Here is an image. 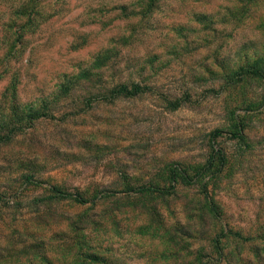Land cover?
<instances>
[{"label": "rangeland", "instance_id": "1", "mask_svg": "<svg viewBox=\"0 0 264 264\" xmlns=\"http://www.w3.org/2000/svg\"><path fill=\"white\" fill-rule=\"evenodd\" d=\"M263 63L264 0H0V124L48 114L0 142V264H264V79H227Z\"/></svg>", "mask_w": 264, "mask_h": 264}, {"label": "trees", "instance_id": "2", "mask_svg": "<svg viewBox=\"0 0 264 264\" xmlns=\"http://www.w3.org/2000/svg\"><path fill=\"white\" fill-rule=\"evenodd\" d=\"M248 77H253V78H259V79H264V63L263 64H249V65H245L243 67H241L237 72H235L234 74L231 75H227V79L230 80L231 83L233 82H241L243 79L248 78ZM143 82H139V83H135V82H130V83H120L119 85H117L116 87H114L112 90H110L109 92H107V94L103 95V96H99L102 99H118V98H125V99H131V98H135L139 95L145 94L148 91H151L152 88L150 86L147 85H143ZM101 95V94H99ZM181 106V101H177L174 104H172V107L174 109H177L178 107ZM42 111H46L47 110H43L41 109V111H36V112H28L25 116H21L19 117L17 114H13L10 118H7L6 122H2V124H0V134H6L4 136L0 137V142L3 141H9L15 130L16 127H20L18 125H22V121H27L30 122L31 124L43 117H47L48 114L46 112ZM245 126L240 125L239 126V130L237 133L232 134V137L234 139H238L240 141H244L246 139L245 136ZM225 132L222 131H217L214 135V137H220L222 134H224ZM221 160L222 163H224L225 161V156L223 153V150H220L218 148H214L213 152L210 156V159L208 161V163L206 164V166H204L203 168H201V172H199L197 174L196 177H200L202 175H207L209 172L212 171V169L215 166L216 160ZM194 178H189V176H186L183 178L184 182L188 185L193 184ZM26 180L34 186H39V185H43V182H39L37 180L34 179L33 176H28L26 178ZM178 183V179L176 178V174L174 171H172V180H171V184L168 188H162L160 186H156V185H141V186H133V187H128L126 189V192L129 194H136V195H144V194H171L172 192H174L175 188H176V184ZM48 192L53 194V198H59V199H72L74 200L76 203L81 204V205H85L88 204L90 202H92L91 200L86 199L84 196H82L79 193H71L68 192L66 190H63L61 188H58L56 186H48ZM120 192H101L100 194L96 195L95 198L93 199V201L95 200H101L104 199L106 197H115L119 194ZM207 200H208V204L209 207L211 209V211L216 215V216H220V212H219V208L217 206V204L215 203V201L208 195L207 196ZM229 231V232H228ZM227 232V233H226ZM226 236H232L234 238H241L243 239V235L240 232H233L232 230H227L225 232H223L222 237H226ZM255 238H261L264 240V235L263 234H257V236ZM254 239V238H252ZM84 238L82 239L80 236H70L69 238L67 237L64 243V246L67 247L70 251V253H72L75 257H84ZM216 243H219V240L216 241ZM100 256H97L95 254H91L88 256V258L98 262V260H100L101 258H99ZM74 264H83L81 262H75Z\"/></svg>", "mask_w": 264, "mask_h": 264}]
</instances>
